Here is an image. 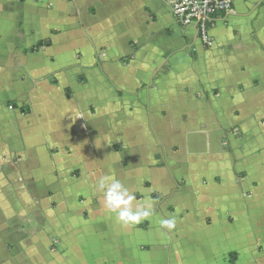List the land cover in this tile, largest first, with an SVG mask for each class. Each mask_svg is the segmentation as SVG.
Returning a JSON list of instances; mask_svg holds the SVG:
<instances>
[{
  "label": "crops",
  "instance_id": "1",
  "mask_svg": "<svg viewBox=\"0 0 264 264\" xmlns=\"http://www.w3.org/2000/svg\"><path fill=\"white\" fill-rule=\"evenodd\" d=\"M171 1L0 0V264H264V0Z\"/></svg>",
  "mask_w": 264,
  "mask_h": 264
},
{
  "label": "built area",
  "instance_id": "2",
  "mask_svg": "<svg viewBox=\"0 0 264 264\" xmlns=\"http://www.w3.org/2000/svg\"><path fill=\"white\" fill-rule=\"evenodd\" d=\"M170 12L183 27L193 26L205 47L213 45L210 30L213 18L218 14H232L231 0H172Z\"/></svg>",
  "mask_w": 264,
  "mask_h": 264
},
{
  "label": "clouds",
  "instance_id": "3",
  "mask_svg": "<svg viewBox=\"0 0 264 264\" xmlns=\"http://www.w3.org/2000/svg\"><path fill=\"white\" fill-rule=\"evenodd\" d=\"M107 179L106 177L100 181L99 188L101 190L106 188L104 193L106 206L110 211L117 212L120 221L125 224H138L150 215L149 211L140 208L133 212L132 202L135 197L119 181L113 180L111 184H106ZM161 224L170 230L175 227L174 220H162Z\"/></svg>",
  "mask_w": 264,
  "mask_h": 264
}]
</instances>
